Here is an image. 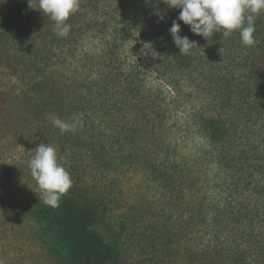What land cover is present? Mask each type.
Wrapping results in <instances>:
<instances>
[{"label":"trees","instance_id":"trees-1","mask_svg":"<svg viewBox=\"0 0 264 264\" xmlns=\"http://www.w3.org/2000/svg\"><path fill=\"white\" fill-rule=\"evenodd\" d=\"M93 2L101 4L92 0L91 10ZM33 7L28 0H0V71H10L29 97L42 87L51 92L35 106L41 117H78L83 124L64 133L52 126L78 179L71 189L74 196L63 194L56 207L37 198L25 210L53 264H109L114 253L92 230L100 214L99 192L83 183L77 171L82 163L106 173L114 168L99 138H125L132 153L123 164L144 166L150 183L164 193L169 212L180 215L169 216L167 242L178 241L181 250L177 259L169 250L166 264H264V12L255 21L256 43L246 46L238 31L223 38L222 33L209 39L197 35L178 20L180 9L146 0L135 6L132 29L141 36L154 80L145 76V62L125 70L120 50L130 34L109 33L100 23L90 38L105 43L104 56L111 58L101 69L107 72L84 90L69 92L60 88L66 51L86 40L72 34L75 13L66 21L72 31L61 37L50 27L22 26L28 9L42 15L41 24L52 21L38 10V0ZM121 10L128 22L124 0ZM173 21L180 24L181 36L197 43L190 54H181L174 43ZM199 102V108L191 107ZM181 109L187 114L181 128L185 136L203 143L195 145L199 154L193 156L179 154L189 142L178 140L177 124H169Z\"/></svg>","mask_w":264,"mask_h":264},{"label":"rangeland","instance_id":"rangeland-1","mask_svg":"<svg viewBox=\"0 0 264 264\" xmlns=\"http://www.w3.org/2000/svg\"><path fill=\"white\" fill-rule=\"evenodd\" d=\"M91 1L81 0L79 9L75 12L77 23L72 34L83 36L86 40L74 51L69 52L67 49L62 66L65 77H62L60 88L74 92L83 86L84 90L92 85L98 74H106L107 69L103 71L101 68L111 57L104 56L105 43L90 38L100 31V23L105 24L109 33L117 30L120 34H130L120 50L125 70L130 65L145 62L144 74L153 81L156 72L146 60L140 34L132 29L135 6L144 4L146 0H124L128 22L127 18L121 16V0H100L101 4L93 2L92 10L89 9ZM24 11L22 26L26 29L43 31L50 27L56 31L55 22L46 20L47 24H41L43 19L39 12L30 9ZM88 82L90 85H86ZM37 91L34 94L31 92V97L27 96L26 87L16 77L13 78L10 71L6 68L0 71V264H53L48 251L39 242L35 222L25 217V210L34 205L35 200L42 195L29 167L30 160L35 156V149L41 143H50L58 152L59 162L71 174L73 183L78 180L71 171L70 157L61 150L59 138L54 136L52 113L42 117L35 113V106L43 103L44 95L51 92L43 90V87ZM48 99L47 96L45 100ZM193 106L199 108L201 102L191 104ZM182 110L172 114L169 124H177L175 130L178 132V140L186 139L189 142L188 146L178 151L179 154L193 156L199 154L195 145L203 143L200 137L194 140L191 135L185 136L184 129L181 128L187 120V114ZM98 141L102 145L101 149L113 159L114 168H109L106 173L88 168L82 163L77 165V171L82 174L83 183L96 187L99 192L97 202H100V214L92 230L115 249L109 264H166V253L169 250L177 259L181 247L176 240L167 242V228L169 216L179 219L180 215L174 210L169 212L164 205L167 203V200L164 202V193L150 183L144 166L123 164L132 153L125 138H99ZM205 168L204 166L202 171L208 173ZM207 168L211 170V166ZM213 169L212 173L215 175L216 167L213 166ZM213 174L210 175L211 179ZM73 187L72 185L71 189ZM71 189L66 196H74ZM161 227L162 231L158 233L157 230L160 231ZM156 237L160 240L153 246Z\"/></svg>","mask_w":264,"mask_h":264},{"label":"clouds","instance_id":"clouds-1","mask_svg":"<svg viewBox=\"0 0 264 264\" xmlns=\"http://www.w3.org/2000/svg\"><path fill=\"white\" fill-rule=\"evenodd\" d=\"M170 8L180 9L179 21L189 25L191 31L206 39L214 33H222L229 37L233 31H238L241 41L246 46H253L255 39V21L264 12V0H163ZM33 7V0H28ZM39 9L55 22L57 35L68 36L71 24L66 23L71 15L79 9V0H38ZM163 19V16L160 17ZM174 43L181 54H190L197 48V43L187 36H181V26L173 21L169 29ZM214 63V62H213ZM54 126L62 133L74 132L77 126H83L78 117L71 121L52 116ZM60 158L54 146L41 143L35 149V156L30 160L29 167L32 177L37 181L42 195L40 202L56 207L60 197L72 187L71 174L59 162Z\"/></svg>","mask_w":264,"mask_h":264}]
</instances>
